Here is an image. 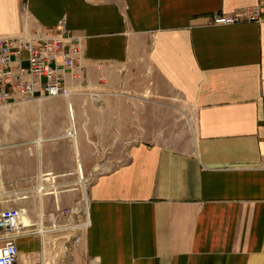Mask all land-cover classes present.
<instances>
[{
	"label": "crops",
	"instance_id": "crops-1",
	"mask_svg": "<svg viewBox=\"0 0 264 264\" xmlns=\"http://www.w3.org/2000/svg\"><path fill=\"white\" fill-rule=\"evenodd\" d=\"M234 12L258 17L211 22ZM61 20L81 39L80 73L63 71L70 96L0 107V210L103 155L96 131L128 106L92 88L91 66L147 58L192 108L191 143L147 110L141 137L89 185L82 255L62 264H264V0H0V35L54 34Z\"/></svg>",
	"mask_w": 264,
	"mask_h": 264
},
{
	"label": "rangeland",
	"instance_id": "rangeland-1",
	"mask_svg": "<svg viewBox=\"0 0 264 264\" xmlns=\"http://www.w3.org/2000/svg\"><path fill=\"white\" fill-rule=\"evenodd\" d=\"M90 71L94 73L92 88L117 91L121 95L117 98L127 104L128 112L127 115L122 113V119L118 118V114H112L105 119L102 129L94 132L98 144L92 146L103 155L89 162L91 167L88 170L84 169L82 164L79 166L76 161L73 169L63 177L57 179L54 176L53 180L61 182L56 192H50L46 188L41 192L12 195L13 205L26 208L24 216L29 220V224H33L30 228L34 230L50 228L53 220L57 219L63 223L64 218L60 215L62 208L72 206L76 202H80L82 207V211L75 217L77 227L69 224L65 229L43 232L42 238L40 234H34L30 238L21 239L29 242V245L21 246L20 249L21 256L24 260L27 259V262L30 261V264H62L65 251L79 246L86 229L83 223L87 219L81 199L82 185H90L98 173L121 162L130 144L141 137L139 123L142 116L144 121H147V110H154V121L156 119L158 125L167 129L166 134L176 146L186 148L191 143L192 108L181 95L171 91L147 58L121 66L93 65ZM91 98L92 101L102 103L106 96L103 93ZM108 104L116 105L119 102L111 101ZM143 111L144 114H141ZM72 135L75 136L74 131ZM77 238H80L78 242ZM81 246L77 248L76 254L82 255Z\"/></svg>",
	"mask_w": 264,
	"mask_h": 264
},
{
	"label": "built area",
	"instance_id": "built-area-1",
	"mask_svg": "<svg viewBox=\"0 0 264 264\" xmlns=\"http://www.w3.org/2000/svg\"><path fill=\"white\" fill-rule=\"evenodd\" d=\"M257 17V12L248 16L242 12L215 14L211 17V22L225 25L246 19L254 20ZM56 30L54 34L0 35V107L15 103L17 98L36 97L37 91L41 92V96H70L71 89L62 83L63 71H69L73 76L79 71L83 56L81 39L78 37L76 39L65 20L59 22ZM24 52L28 54L26 58L23 57ZM24 60L27 61L26 66L22 65ZM88 187V184L83 183L81 199L87 212V219L83 223L85 227L89 224ZM45 188L46 186L41 184L36 187L39 192ZM81 211L80 202H76L72 206L60 209V215L64 218L63 223L57 219L53 220L50 228L34 230L30 228L33 224L25 226L22 223V218L26 214L24 206L15 205L0 210V264H23L19 245L21 238L34 234H40L42 238L43 232L65 229L69 224L77 227L75 217ZM79 240L80 238H77L76 242Z\"/></svg>",
	"mask_w": 264,
	"mask_h": 264
}]
</instances>
